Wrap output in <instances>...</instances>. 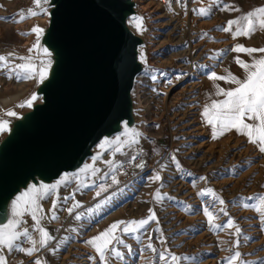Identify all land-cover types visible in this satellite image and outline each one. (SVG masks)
I'll use <instances>...</instances> for the list:
<instances>
[{"label":"rangeland","instance_id":"374dc122","mask_svg":"<svg viewBox=\"0 0 264 264\" xmlns=\"http://www.w3.org/2000/svg\"><path fill=\"white\" fill-rule=\"evenodd\" d=\"M142 1L148 8L143 18L151 56L136 93L142 102L139 144L123 151L107 145L95 174L90 170L77 176L60 194L48 197L49 215L41 226L54 239L31 257L5 252L8 264H33L36 259L42 264H102L86 241L118 221H139L152 213L156 219L136 233L116 232L124 244L113 243L123 258L109 252L107 264H169L159 259L161 252L190 258L179 264H227L235 251L241 257L234 264L264 262V221L253 210L258 200L245 199L264 196V153L230 131L214 139L201 115L208 104L203 87L236 40L219 29L250 12L254 0ZM30 8L33 0H0V55L28 53L35 43L25 50L30 35L22 33L30 32L41 15L17 22L21 10L26 14ZM202 8L210 15L198 14ZM35 85L34 80L9 79L7 70H0V102L25 98ZM157 174L160 180L153 179ZM54 204L58 219L51 218ZM229 221L240 228L239 235L235 227H226ZM29 230L40 238L35 222Z\"/></svg>","mask_w":264,"mask_h":264},{"label":"water","instance_id":"95a60500","mask_svg":"<svg viewBox=\"0 0 264 264\" xmlns=\"http://www.w3.org/2000/svg\"><path fill=\"white\" fill-rule=\"evenodd\" d=\"M41 38L52 52L49 78L32 108L9 119L0 142V224L31 185L76 174L106 138L138 128L134 93L146 67L145 39L129 27L134 0H51ZM107 146V145H106Z\"/></svg>","mask_w":264,"mask_h":264},{"label":"snow or ice","instance_id":"6c2138e0","mask_svg":"<svg viewBox=\"0 0 264 264\" xmlns=\"http://www.w3.org/2000/svg\"><path fill=\"white\" fill-rule=\"evenodd\" d=\"M34 8L27 10V13L23 10L20 12V20L17 22H23L25 19H29L38 15L51 16L48 6L51 0H33ZM230 7V6H229ZM239 11V9H235ZM198 14L203 16L210 15V11L206 9L197 10ZM138 30L143 31V17H133L130 21ZM235 26V30L233 28ZM219 31H225L232 34L233 39L240 36L251 38L257 31H264V7L254 9L251 12L243 14L240 18L228 22L226 27H222ZM23 35L35 34L36 40L31 48L28 49V56H17L14 52H10L7 55H0V70H7L8 78L13 77L18 81H30L35 80L37 84H43L51 73L53 60L52 52L41 44V38L44 34V29L39 25L34 26L30 32L22 33ZM229 51L237 53H245L252 57L253 53H264V48H247L243 45H236ZM219 55H223L220 53ZM16 60L21 63H15ZM235 62L244 70L245 77L243 79L238 78L230 71L226 72V75H217L215 71L211 72L209 78L213 81H225L226 83L234 84V89L225 90L218 84L215 85L216 91L214 95L223 96L225 99L221 101L212 100L210 104L204 106V110L201 113L205 123L211 125L213 129V138H218L227 131L233 129L240 135L247 137L249 143L255 144L261 153H264V56L259 58L253 57L251 63L237 57ZM211 98V95H210ZM41 99L38 94L33 93L18 107L32 108L34 103ZM7 116L15 117L17 113L14 111H8ZM125 132L123 139L117 137L115 141L105 140L100 145L101 149L107 150L106 145H114L115 151H123L126 147L132 149L134 145H138L142 133L136 129H129L127 123L124 124ZM9 122L0 118V134L10 132ZM134 160L135 157H132ZM141 166V165H138ZM93 174L96 173V169L93 166L91 169ZM154 180H160L161 177L157 174ZM69 181L67 178L57 182L56 184H40L39 186L33 184L29 191L21 193L15 197L11 204V218L6 223L0 224V264H8L5 252H20L29 257L36 254L40 249L47 248L49 243L54 237L41 226V220L44 218L43 209L39 204L41 199L47 198L48 195H54L60 185H67ZM113 182L116 183L115 179ZM215 199V194L213 193ZM156 199H161L159 193L156 194ZM246 200H258V206L253 210L261 216L264 221V196L260 197H248ZM220 204H224L223 200H219ZM79 206V205H77ZM244 207L251 208L252 206L245 203ZM55 204L50 210L52 213V219H58L55 214ZM71 212L72 210L69 209ZM221 211H224L221 209ZM205 214L209 216V220L213 219L212 214L205 210ZM226 214V213H225ZM26 216H30L32 221L35 222V229L39 232L40 238L37 240L33 233L29 230L27 225ZM80 219L79 216L76 217ZM155 214L152 213L147 219L139 221H118L112 224L109 229L105 230L101 234L86 241V244L91 246L98 254L102 264H107L108 253L111 252L118 259L123 258L121 253L115 246L116 244H124V241L116 235L117 231H123L124 234L130 235L136 233L137 230L143 229L151 221L155 220ZM121 225H124L121 229ZM226 227H235L236 235L241 233L238 226L233 221H229ZM27 243L30 247L25 248L23 245ZM126 248L130 246L124 245ZM239 246V241L236 242V247ZM153 252L157 250L151 245H148ZM55 249H53V252ZM241 257L239 251H235L233 256L227 259V264H234V262ZM159 259L161 261L167 260L169 264L176 262L179 264L181 260L190 259L188 257H179L171 252L165 255L164 252L159 253ZM33 264H42L40 259H36ZM242 264L246 262L242 261ZM264 264V262H262Z\"/></svg>","mask_w":264,"mask_h":264},{"label":"bare ground","instance_id":"6f19581e","mask_svg":"<svg viewBox=\"0 0 264 264\" xmlns=\"http://www.w3.org/2000/svg\"><path fill=\"white\" fill-rule=\"evenodd\" d=\"M137 4V14L133 17H143V14L145 12H147L148 8L144 5V2L142 0H134ZM131 17V18H133ZM131 18L129 19V27L133 30V32L135 34H137L138 36L142 37L145 39V46H142L141 49H140V60L141 62L144 64V67L147 66V64L149 63V58L151 56V45L149 44V41L147 40L146 38V35H148V31H147V27L145 25V21H144V18H143V28L144 30L143 31H140L138 30L130 21H131ZM39 22H36L35 23V26L36 25H39L41 28L45 29L47 28L48 24H49V16H44V15H41L39 16V19H38ZM33 22V21H32ZM35 22V21H34ZM149 38V36H148ZM36 40V36L35 34H31L29 37H28V40H27V44L25 45V50L29 47V45L32 43V41ZM150 40V39H149ZM17 56H28L29 53H26V52H14ZM15 63H21V61L19 60H16ZM142 77H143V74L140 75L136 81V92L134 93V99H135V103H134V107H135V117L137 119V122H138V127H139V122H140V116L138 114V112H140V108L142 107V102H141V98L138 100L137 99V92L140 88V82L142 80ZM35 81V80H34ZM36 85H35V88L36 86L38 87L39 84H37V82L35 81ZM34 88V89H35ZM33 89V91H34ZM31 92L30 94H28V96L25 95V98H21V96H18L14 99H9L7 101H2L0 102V107H1V110H0V118L4 119V120H7L9 122V127L11 126V123L9 121V119L11 118L10 116H7L6 113L8 111H14L17 113V115L19 114H23L24 111L26 112L28 109V107H18V105H20L21 103H23L27 98H29L33 93L35 92ZM18 99V100H17ZM15 100H17L18 104L17 105H13V103H15ZM125 124V123H124ZM124 124H123V132L117 136H115L114 139H116L117 137H120L121 139H123V134L125 132V128H124ZM8 134V132L6 133H3V134H0V142L6 137V135ZM106 140V138L94 149V155L93 157H91L89 160H87L85 166L83 167V169H81L78 173L76 174H64L59 180H57L54 184H56L57 182L67 178V180L69 182L73 181L77 176L81 177V176H84V175H87L89 173V171L91 170V168L95 165L96 162L99 161V157L101 155V153L103 152L104 149H101L100 145L104 143V141ZM101 161V160H100ZM105 163V162H104ZM84 182L86 181L83 180ZM68 182V183H69ZM76 182V181H75ZM74 182V183H75ZM67 183V185H68ZM66 185V186H67ZM65 185H60L59 188L57 189V192L54 194V195H48L47 198H54L55 195H58L60 194L63 189L66 187ZM31 188V186L27 189V190H23V192L21 193H24V192H27L29 191ZM20 193V194H21ZM19 194V195H20ZM18 195V196H19ZM47 198L45 199H41L39 201V204L41 205V208L43 209V213H44V218L41 220L43 221L45 218L47 219L48 215H49V209H48V206H47ZM12 204V202H11ZM10 218H11V205H10ZM25 219L27 220V227L30 228V225H32L34 223V221H32L31 217L30 216H26ZM45 221V220H44ZM48 222V221H47ZM48 224V223H47ZM34 226V225H33ZM43 249H40V251H42ZM42 256V255H41ZM44 258V257H43ZM44 260V259H43Z\"/></svg>","mask_w":264,"mask_h":264},{"label":"crops","instance_id":"0c3cea01","mask_svg":"<svg viewBox=\"0 0 264 264\" xmlns=\"http://www.w3.org/2000/svg\"><path fill=\"white\" fill-rule=\"evenodd\" d=\"M254 3L255 4L253 5L251 11H253L254 9L260 8V7H264V0H254ZM236 45H243L247 48H256V49L264 48V31H257L254 35L251 36V38L240 36L236 38L235 42L233 43L232 48L235 47ZM261 56H264V53H259V52L253 53V56L250 57L245 53H237V52L232 51L230 56L226 59V61H224L220 65V67L217 69L216 73L217 75H226V72L230 71L232 74H234L238 78L243 79L246 74L244 70L235 62V59L239 57L245 62L251 63L253 57L259 58ZM217 84L225 90L234 89L236 87V85L226 83L225 81H213L210 78L207 79L203 87L202 93H203V97L205 98V101L208 104H210L212 100L221 101L225 99V97L223 96L214 95L216 91L215 85ZM210 95H211V98H210ZM229 134L232 137L247 138L244 135L238 134L234 129L230 131Z\"/></svg>","mask_w":264,"mask_h":264},{"label":"built area","instance_id":"2783aa9c","mask_svg":"<svg viewBox=\"0 0 264 264\" xmlns=\"http://www.w3.org/2000/svg\"><path fill=\"white\" fill-rule=\"evenodd\" d=\"M126 171H127V172L130 171V165L127 166V170H126ZM128 177H129V176H128ZM128 177H126V179H127ZM126 179H125V180H126Z\"/></svg>","mask_w":264,"mask_h":264}]
</instances>
